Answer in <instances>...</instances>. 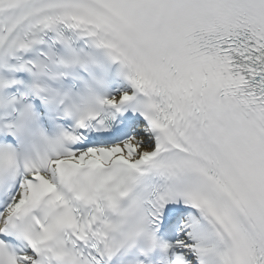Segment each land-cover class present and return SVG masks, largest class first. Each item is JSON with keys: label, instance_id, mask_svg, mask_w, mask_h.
<instances>
[{"label": "snow or ice", "instance_id": "obj_1", "mask_svg": "<svg viewBox=\"0 0 264 264\" xmlns=\"http://www.w3.org/2000/svg\"><path fill=\"white\" fill-rule=\"evenodd\" d=\"M0 264H264V0H0Z\"/></svg>", "mask_w": 264, "mask_h": 264}]
</instances>
